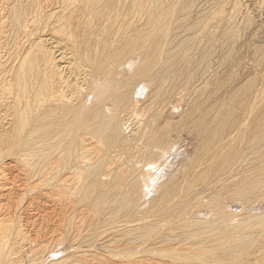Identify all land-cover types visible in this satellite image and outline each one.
I'll list each match as a JSON object with an SVG mask.
<instances>
[{"label": "rangeland", "instance_id": "rangeland-1", "mask_svg": "<svg viewBox=\"0 0 264 264\" xmlns=\"http://www.w3.org/2000/svg\"><path fill=\"white\" fill-rule=\"evenodd\" d=\"M87 1L89 0H0V264H73L75 261L83 264H126L129 260L139 261L140 259L144 260L143 264L159 263V261L162 262L159 264H187L188 260L184 258L187 254L194 251L199 256V253H202L201 250V252L194 250L199 242H204L205 240V244H210L217 236L219 238L223 236V229L225 230L226 227L232 225L236 226L238 223L237 226L241 229L239 230L241 231L240 235L245 233L251 235L252 233L251 237L253 238H249L246 251L242 249L243 251L230 259L228 263L261 264L264 262V227L263 230H260V227L257 225L256 227L258 228L255 227L257 222H254L259 218L257 220L259 223L260 215H264V193L260 197H253L249 201L234 196L235 190L240 189L241 186L247 183V180H251L257 175V172H254V160L259 157L257 154L258 148L251 144V140L259 133L257 118L260 114L256 115L247 112L245 109L238 107L237 103L239 102L236 103L229 99L231 94L236 90L238 83H240L239 86H242L245 83L247 84L246 81L249 82V79L252 81L256 79L264 84V40H262V38L264 39V0H226L227 4L225 5L221 0H216L217 3L213 2V0L211 3V0H205L209 4L207 8L203 6L205 5L206 7V3H203L204 0H200L201 2L197 3L194 13V16H196H193L192 20H199L201 18L199 21L201 22L202 20V24L194 20L198 24L196 28L199 26L200 32L199 28H195L192 31L194 35L190 34L187 37L184 34V36L189 38L190 41L193 36V38L197 37L196 39L198 40L199 36L200 43H202V36L208 32L204 30H208L211 24L209 19L212 14H209V9L212 6L219 8L223 4L224 7L222 6L221 9L216 10L212 7L211 11L218 12L219 16L222 15L223 17L224 15L225 18L227 17V19L234 21L235 26H238V31H234L236 34L235 41L231 43L217 41L216 46L213 47L214 49L212 48L214 51H211L206 62H199L198 58L194 59L191 57L190 55H194L190 54L193 51H189V54L187 52L188 55L186 57L189 58L190 56L191 59L193 58L196 61L194 63L195 71L201 75L198 77L199 80L196 79L195 84H191L190 87L189 85L186 86V84L183 85L186 77L188 78V73L184 74L181 71L180 82L182 83H179L180 86L179 84L173 85L163 82L160 86L161 92L156 98H152L151 95L153 90L151 80L155 77L156 71L162 64L156 62V60H154V63L152 60L149 66H143L140 73L142 76L137 77V81L132 88L130 95L132 102L130 100L129 104L125 106L126 103L120 104L122 101H118V97L115 96L113 101L115 100L116 102L114 104L115 106L117 105L116 108L112 101L108 104L111 103L110 105L114 108L110 107V105H108L110 108L107 106L110 110L112 108V110L117 112L115 114L117 116H115V119L117 120L114 122V126L116 128L120 126L122 130L125 129L123 133L125 136L130 137L129 140L134 139L132 141L133 144L131 143V150L123 149L120 142L118 141L117 143V140L115 141L111 137H107L108 140L105 139L104 145L102 142L100 144L98 139L97 141L94 136L90 137L91 134L86 133L85 129H88L87 127L91 123L84 122L83 125L84 127L86 125V127L81 126L83 130L80 131L83 134H79L80 136L78 137L82 141L86 138L87 141L84 139V142H86L83 145L84 148L79 145L80 142H77L80 149L77 147L76 157L85 150L84 152L88 156L89 163L98 164V168L95 165L97 172H95L93 178L89 181L85 177L86 174L80 177L73 172L77 168L76 165H78V161H75L76 159H69V161L68 159L64 160L61 158L63 160L58 161L57 157H60V154L50 152L48 147L45 146L44 141L41 140L40 142L38 137H33V135L29 134V132L32 133L31 131L36 128L40 130L42 127H45L42 129H46L50 126L49 123L51 125L56 123L55 121L59 120L58 116L62 113L59 112L61 111L60 108H56V106H46L52 95L55 94L56 98L54 99H57V90L49 87V85L55 82V85L60 86L58 82L62 77L67 81L69 79L70 82L68 84L70 85L68 87L70 89L67 90L66 88L64 92V95L68 96L71 92V83L76 82L75 85L77 84L76 86L78 87H76V98L84 103L81 105H86V107L89 105L87 108L91 107L96 103H94V98H92L93 86L91 84V90H88L89 84L87 85V83L91 79V74L95 73V71L88 68L84 63H79L78 65L81 67V70H76L73 63L79 59H83V56H88L87 60L85 59L86 61H88V58L94 59L99 66L101 61H105L106 58L110 57L109 61H116V58L123 59L126 56L125 58L130 60L132 64L127 68L121 66L117 70L116 74L120 72V75L118 76L117 74L116 76L118 77L114 80L115 82L113 81L117 85L122 80V75L124 77V75H134V72H138V65L141 62L139 60L141 58L140 53L142 51L140 52V49H138L139 46L138 44L136 45V41L133 39L134 36L137 33L149 34L148 30L153 33L155 28L150 22H145V20L149 21L146 19L147 17L143 19L146 16L144 5L142 8L140 7L142 11L138 7L140 13L135 8L132 13L129 12L127 14L122 12L120 15V11L116 12V10L114 14V8L111 6L117 0H90L91 2L89 1L88 3ZM122 1L125 2V0ZM132 1L134 2V0H126V4L133 3ZM184 1L175 0L174 2V0H168L169 8L166 10L170 14L168 25L172 19L175 23L176 15L180 14L179 7L184 5ZM179 2H182V5ZM219 2L221 4L215 5V3L218 4ZM86 3L88 6L93 7L89 10L85 9ZM176 3L177 7L174 9L173 7ZM109 5L111 8H108L110 7ZM145 6L147 5L145 4ZM177 8H179V11L176 10ZM198 8L199 10L197 11ZM204 9L207 12H204ZM221 10L226 14L224 12L220 14ZM211 11L210 13L213 12ZM202 12L203 15L201 16ZM171 13L175 17H172ZM197 13L200 15L197 16ZM207 13L210 18L207 16ZM135 14L136 16L132 17ZM139 15L142 19L140 17V19H136ZM142 15L144 16L142 17ZM131 18L135 19L131 20ZM206 18L210 23L207 22ZM132 21H134V25L131 24ZM204 22L208 24L205 26ZM141 23H145L144 27L148 26L146 27L148 30L145 29L142 32L144 27ZM147 23L150 24L147 25ZM174 23L170 24L172 27L168 26V31L170 30L172 35L173 33H179L178 29V31L175 30L177 25ZM108 26H112V31ZM128 27L130 29L129 34L126 31ZM137 27H139L138 32H135ZM203 27L205 29L202 31L201 28ZM151 28L154 29L152 30ZM129 29L127 30L129 31ZM172 29H174V32ZM195 30H198L197 33ZM124 33L126 34L124 35ZM216 33L217 35L222 34L220 31ZM127 34L131 35L128 36ZM184 36L181 37L185 39ZM132 39L135 43H132ZM205 39L206 35L203 39V45H206L204 44ZM197 40L194 44H192L193 41L191 42L194 48L195 45L197 48L201 46V44L198 45ZM126 46L129 47L127 48ZM121 47L122 49H128L125 54L123 53L124 56L121 55ZM76 50H79V52ZM114 51L117 55H115ZM86 52H91L90 56ZM102 52H106L108 54H106L107 57H104L105 54ZM225 53L230 56L224 60L223 54ZM69 63H72L73 66H70ZM38 65H41V71L39 72ZM70 67H72V71ZM122 71H125L126 74H122ZM83 73L89 76H84ZM245 74L249 75L246 76ZM22 76L28 79L25 78L28 83V91L26 89V93H22L23 91L20 88L21 80H23ZM36 76L39 82L35 79ZM84 77L86 79H83ZM30 78L31 80H29ZM43 80L44 84H47L49 89H51L47 88L49 91H47V97L45 96L49 99L46 100L48 102L43 104V107H41L42 102H40L39 107L35 94L39 95L37 98L42 97L41 90L39 89L43 85ZM39 84L40 86L37 89L36 87ZM117 86L120 87V84ZM239 86L238 90L240 89ZM147 87L148 89H146ZM232 88H235V90ZM78 90L81 91L79 92ZM53 91L56 92L54 93ZM247 95L248 93H245L242 98L247 99ZM22 98L26 99V101H21ZM218 98L219 101H217ZM152 99L154 100L152 101ZM223 100H226L227 104L230 101V106L239 108L240 113L243 112L234 121V126L229 131L225 140V142L232 143V146L219 151H215L218 146H214L209 150L205 149L204 152H201L204 140L192 128L199 120L204 118L208 120L212 115L211 105ZM255 100L264 104V96L256 94ZM35 103L38 108L33 106ZM77 103L79 102L74 103V106ZM26 105L28 108H26ZM120 105H122V109H120ZM240 105L244 107L243 104ZM46 108L51 111L49 110L48 112ZM26 111L29 113V116H27L28 114H24V112L27 113ZM35 111L38 113L36 114ZM46 112L47 114L49 113L48 115L53 114V116H50L49 121L53 117L52 121L54 123L52 121L47 122L46 117L48 115H46L44 116L46 124L41 125L42 121H45L42 116ZM153 114L157 115L153 116ZM206 115L208 117H205ZM23 117L26 118V122H30V124L28 122V127L24 126V123L22 128L19 126L22 124V120L24 121ZM18 121L21 123L19 124ZM36 124L38 125L35 126ZM166 125L170 126L168 128L171 131L169 135L171 143L168 145V149L164 150L166 151L165 153L161 150L158 152L164 154L161 158L157 157V155L152 157L150 145L145 141L139 140L138 136L141 137L142 133L146 132L147 134H152L158 128L167 130ZM161 126L164 127L160 128ZM29 129L30 131H28ZM149 129L151 132H149ZM134 133L136 136H132ZM6 135H8L7 140L5 138ZM159 136L160 133L157 137ZM78 137L76 140L78 141L79 139L81 141ZM32 138H34V141H32ZM36 138L37 140L35 141ZM107 141L112 142L108 143ZM25 146H28L30 149L28 150L27 148L26 151ZM33 147L46 150L48 152L46 159H41L39 156H35V154H30V150L34 149ZM147 152L150 155H147ZM226 159L227 163H224L223 160L225 161ZM72 161L77 164L75 165ZM150 165L153 167H148ZM205 170L207 173H204ZM51 175L52 177L56 175V177L53 178L54 180L51 179L53 182L50 181L49 183ZM123 175L125 176L122 178ZM111 176L118 180L120 179L119 182L121 181L123 184L122 188L121 182L118 184L115 181L116 179ZM133 177L142 182L143 185L140 186V190H136L131 184H127L129 180L128 183H131L135 179ZM68 180L70 182H67ZM170 180L172 182L168 184ZM91 181L96 182V184L91 192L81 201L75 190L80 191L82 187H85ZM41 182L47 185L43 186ZM102 182L107 186L103 185L102 187ZM113 182L117 186H114ZM108 183L111 185L109 186ZM191 183L193 186L190 185ZM48 184L52 185L49 186ZM66 185H68V188H75L73 194L66 189ZM47 186L48 190H46ZM35 187L39 189H35ZM103 188L105 189L104 193H102ZM147 190L149 191L147 192ZM106 192L109 193L106 194ZM112 194H115V197ZM99 196L101 197L100 199ZM116 196L119 199L118 197L116 199ZM218 210L220 214H217ZM254 216L259 217L253 220L252 217ZM191 218L195 221H198L196 219L203 220L205 218L203 224L211 223L214 228L212 231L211 229L209 231V228L205 230V228L200 226L187 227V221L188 219L191 220ZM249 219L251 220L250 222ZM213 221L218 223L215 224ZM245 221L250 225H247ZM243 223L247 226H244ZM146 225L152 234V238H150L152 240H149V242L148 240L142 241L138 238L143 233L140 227ZM215 234L217 236L213 238ZM159 238H165L167 241L165 243L158 242ZM181 252L183 254L186 252L185 256L181 254L180 256L179 253ZM177 253L179 256L175 257ZM213 263L219 264L220 262L216 261L204 264Z\"/></svg>", "mask_w": 264, "mask_h": 264}, {"label": "bare ground", "instance_id": "bare-ground-1", "mask_svg": "<svg viewBox=\"0 0 264 264\" xmlns=\"http://www.w3.org/2000/svg\"><path fill=\"white\" fill-rule=\"evenodd\" d=\"M90 1V0H89ZM89 1H87V3L89 2ZM92 1V0H91ZM90 1V2H91ZM95 1V0H94ZM102 1V0H101ZM109 1V0H108ZM136 1V2H135ZM171 1V0H170ZM176 1H179V0H176ZM181 1V0H180ZM201 1H203V0H201ZM200 0H185L184 1V5L183 6H181L182 5V2H179V4H181L180 6L181 7H179L180 8V11L178 10L179 8H177L176 10H178L179 11V15H176L177 16V18H175V23H174V21H173V19L169 22V25H168V19L170 18V14L166 11V10H168V8H169V6H168V0H144V1H141L140 2V0H134V2L133 3H129V4H126V0H125V2H123L122 0H117V1H114L113 2V4H111V6H113V8H114V14H115V10H116V12H118V11H120V15H121V13L122 12H125V13H127V14H129V12L130 13H132V11H134L135 10V8L136 9H138V7L140 8H142L143 7V5H144V7L146 8V16L145 17H143L144 15H142V17H143V19H145L146 17V19H148L149 21H146L145 20V22H150L151 23V25H153V27L155 28H151L152 30L154 29L155 31L153 32V33H151V32H149L150 30H148L146 27H148V26H146V27H144V24L143 23H141V24H143V27H144V29L142 30V32L145 30V29H147L148 30V33L149 34H147L146 32V34H142V33H137V35H135L134 36V41H136V45L138 44V46H139V48L138 49H140V59L139 60H141V62H139V67H138V72H134V75H124V77H123V75H122V78H121V76H120V78L122 79H120L121 81V83H122V85H121V83L120 82H118V84H120V87H118L117 85H115L116 83H114L115 81V79L120 75L119 73H117L118 74V76H116L117 74H116V72H117V70H119L120 68H121V66H125L126 68L129 66V65H131L132 63H131V61L130 60H128L127 58H123V59H121V58H116V61L115 60H111V61H113V62H111V61H109V58L107 59L106 58V60L105 61H101V64L98 66L97 65V63L94 61V59L92 60L91 58V60L88 58V61H86L87 60V57H85V56H83V59H79V60H77V61H75V63H73V65H74V68L76 69V70H81V67L78 65L79 63H84L85 65H87V67L88 68H91L93 71H95V73H93V74H91V79L93 78V80H89V82L87 83V85L89 86L88 88V90H91V84H92V92H93V97L92 98H94V103H96V104H93L91 107H89V108H87L86 107V105H81V104H84V103H82L80 100H78L77 98H76V96L75 95H77L76 94V85H75V83H71L72 85H71V92H70V94L67 96H65L64 95V92L66 91V88H67V90H69L70 89V87H68V85H70V84H68L70 81H69V79H68V81L67 80H65V78L63 79V77L61 78V80L58 82V85H60V86H57V84L55 85L54 83H51V85H49V87H51V88H55L56 90H57V99H54V98H56V96H54V95H52V97L50 98V100L48 99V98H46L47 96H46V94H48V92L47 91H49L50 89H49V87H48V85L47 84H44V80H43V85L42 86H40V84H41V81H40V84L39 85H37V89H38V86H40V88L41 89H39V90H41V93H42V97L41 98H37L38 96H37V93L35 94V97H36V102H38V106H39V103L40 102H42V106L41 107H43V104H45V103H47L48 101H46V100H49V103L48 104H46V106L47 105H49L50 107H54V106H56V108H60V110L61 111H59V110H55V111H59V112H62L61 113V115H59L58 116V118H59V120L58 121H55L56 123H54L52 120H53V117H52V123H54V124H52L51 125V123H49L50 124V126L48 127V128H46V129H42V128H45V127H39V128H41L40 130L38 129V128H36V129H38V130H33V131H31L32 133H30L29 132V134H31V135H33V137H38V139H40L39 141L41 142V140L42 141H44V144H45V146H47L48 147V149H49V151L50 152H54V153H57V154H60V157H57V156H59V155H57L56 157L58 158V161H62L63 159L64 160H66V159H71V160H73V159H76L75 161H78L77 163H78V165H76L77 163L76 162H73L75 165H76V169H74V171L73 172H75L76 173V175H78V176H80V177H82L84 174H86L85 175V177H86V179H87V181H89L91 178H93V175L95 174V172H97L96 170V166H97V168H98V164L96 165V163H95V165L94 164H91V163H89V160L87 159L88 158V156L85 154V150L84 151H82V154H78L79 156L78 157H76V155H77V147L80 149V147H79V145H81V147L82 148H84L83 147V145H85V143L86 142H84V139L86 140V138H84L83 139V141H82V139L80 138V137H78V136H80V135H82L83 134V132H81L82 130H83V128L81 127L82 125H83V123L84 122H89V124L91 123V127L90 126H88V124H87V128L88 129H85L87 132L86 133H89V135H90V137L91 136H94L95 138H96V140L98 139L99 140V143L101 144V142H102V144H103V142L105 143L106 141H105V139H107V137L109 138V137H111L112 139H115V141L118 143V141L120 142V145L123 147V149H130L131 147H132V141L134 140V139H132V140H129L130 139V137H127V136H125V134L123 133V131L125 130L124 128V130H122V127H120V126H118L117 124H115V125H117L118 127L116 128L115 126H114V122L117 120V119H115L117 116L115 115V114H117V112L116 111H114V110H112V108H114L112 105H110V104H108L110 101H112L113 102V105L116 103L115 102V100L113 101V99H115L114 97L115 96H117L118 97V101H122V102H120V104L121 103H126L125 104V106H127V104H129V101L130 102H132V99H130V95H131V93H132V88H133V86H134V84H135V82L137 81V77H139V76H142V75H140V73H141V70L143 69V66L144 65H146V66H149L150 65V63H151V61L153 60V62H154V60H156V62H158V63H161L162 65L159 67V69L156 71V74H155V77L151 80V87L153 88V90H152V93H151V95H152V98H156V97H158L159 96V94H160V92H161V85L163 84V82H167V83H171V84H176V85H178L179 83H182V82H180V73H181V71L182 72H184V74H186V73H188V78L186 77V81L184 82V84L183 85H185L186 84V86H188L189 85V87H190V85L191 84H195L194 82H195V80L196 79H198L199 80V78L198 77H200L201 75H199L196 71H195V62L196 61H194L193 60V58L195 59V58H198L199 59V62H206L207 61V59H208V57H209V55H210V53H211V51L214 49L213 47L214 46H216V42L218 41H222V43H231V42H234L235 41V39H236V34L234 33V31H238V26H235V23H233L234 21H232L231 19H227V17L225 18L224 17V15H223V17H222V15H220L219 16V13L217 12H214L213 10V12L211 11V9H212V7H214V6H212L211 7V9H209L212 13H210V11H209V14H212V16L210 15V17H209V15H208V13H207V16L211 19H209V21H211V24H210V26H209V29L208 30H204L205 28L203 27V28H201V30L203 31H208L206 34H204L203 36H202V43H203V39L205 38V35H206V39H207V41H206V39H205V43L204 44H206V45H203L202 43H200V38H199V36H198V40L196 39V38H193V40L194 39H196L197 40V42H198V45L199 44H201V48L199 47V48H197L196 47V45H195V48L193 47L194 45H192V44H194V42L196 41V40H192V38H191V41H190V39L189 38H187L188 37V35H192L193 34V32L192 31H194V29L197 27V21H199V20H192L193 19V16H194V13H195V9L197 8L196 7V5H197V3L198 2H201ZM221 1H223L222 3L225 5V4H227L226 3V0H221ZM174 2H175V0H174ZM212 2V0L210 1V3ZM213 2H216V0H213ZM86 3V8L85 9H90V8H92V7H90V6H88V4ZM110 3V2H109ZM109 3H107V4H109ZM147 5V6H145V4ZM203 3L205 4L206 3V7H205V5H203L204 6V8H207V5L209 6V4H207V2H205V0L203 1ZM209 3V2H208ZM217 3V2H216ZM215 3V5H219V4H221V2H219L218 4H216ZM94 4V3H93ZM213 4V3H212ZM223 4L222 5H220L219 6V8L221 9V7L223 6ZM95 5H97V4H95ZM177 5V3L175 4V6L173 7L174 9H175V7H177L176 6ZM214 5V4H213ZM98 6H99V3H98ZM110 6V5H109ZM111 6L110 7H108V8H111ZM200 6H202V5H200ZM101 7V6H100ZM103 7H104V5H103ZM218 7V6H217ZM224 7V6H223ZM233 7H234V5H233ZM107 8V9H108ZM140 8V9H141ZM199 8H201V9H203L202 7H199ZM199 8L197 9V11L199 10ZM216 10H219V8H216V7H214ZM213 8V9H214ZM226 8V7H225ZM84 9V10H85ZM95 9V8H94ZM96 9H97V7H96ZM104 9V8H103ZM171 9H172V7H171ZM224 9V8H223ZM87 10V11H88ZM104 10H106V9H104ZM110 10V9H109ZM139 10V9H138ZM137 10V11H138ZM164 10V11H163ZM175 10V11H176ZM206 9H204L203 11L204 12H207V11H205ZM91 11H93V10H91ZM100 11V10H99ZM108 11V10H107ZM141 11H142V9H141ZM145 11V10H144ZM222 12H220V14L221 13H223L224 11L223 10H221ZM136 12V11H135ZM139 13H140V10L138 11ZM95 13H97V12H95ZM100 13V12H99ZM98 13V14H99ZM103 13V12H102ZM111 13V12H110ZM137 13V12H136ZM199 13V12H198ZM197 13V16H199L200 14H198ZM201 13V12H200ZM124 14V13H123ZM127 14H126V16H127ZM175 14V13H174ZM206 14V13H205ZM204 14V16L206 17V15ZM215 14H217V15H215ZM224 14H226L225 12H224ZM100 15L102 16V14L100 13ZM112 15V14H111ZM117 15V14H116ZM131 15V14H130ZM129 15V16H130ZM171 15H173L172 13H171ZM203 15V12H202V14H201V16ZM98 16V15H97ZM96 16V17H97ZM100 16V17H101ZM123 16V15H122ZM134 16H136V14L135 15H133L132 17H134ZM196 16V15H195ZM194 16V17H195ZM203 16V17H204ZM218 16V17H217ZM99 17V16H98ZM116 17V16H115ZM120 17V16H119ZM141 18V16L139 15L136 19H140ZM172 17H175L174 15L172 16ZM109 18H110V16L108 17V21H109ZM122 18V17H121ZM125 18V17H124ZM98 19V18H97ZM132 19H135V18H131V20ZM142 19V18H141ZM111 20H112V18H111ZM110 20V21H111ZM127 20V19H126ZM128 20H129V17H128ZM130 20V21H131ZM205 20V19H204ZM206 20H207V22L208 23H210L209 21H208V19L206 18ZM205 20V21H206ZM104 21V20H103ZM195 23H194V22ZM117 22H118V20H117ZM134 21H132V23L131 24H133L134 25V23H133ZM143 22V21H142ZM200 22V21H199ZM205 23V26H206V24H208V23ZM105 23V22H104ZM124 23V22H123ZM127 23V22H126ZM130 23V22H129ZM149 23V24H150ZM171 23H174V24H176L177 26V28H175V30L176 31H178L179 30V33H173L174 32V29H172L173 30V35L171 34V32H170V30L168 31V26L169 27H172V26H170V24ZM114 24H117V23H114ZM125 24V23H124ZM130 24V25H131ZM138 24V23H137ZM148 23H147V25H149ZM174 24H172L173 26H175ZM200 24H202V20H201V22H200ZM106 25V24H105ZM111 25H113V24H111ZM128 25V24H127ZM129 25V26H130ZM139 25V24H138ZM138 25H135V26H138ZM103 26H104V24H103ZM102 26V27H103ZM132 26V25H131ZM140 26H142V25H140ZM139 26V27H140ZM203 26V25H202ZM201 26V27H202ZM139 27H137V30L135 31V32H138V29H139ZM149 27H151V26H149ZM258 27V26H257ZM264 27V26H263ZM105 28V27H104ZM108 28H110V30L112 31V26L111 27H109L108 26ZM132 28V27H131ZM133 28H135L134 26H133ZM132 28V29H133ZM141 29H142V27H140ZM198 28H199V26H198ZM198 28H196V29H198ZM102 29V28H101ZM122 29H123V27H122ZM121 29V30H122ZM125 29V28H124ZM127 29H129V27L127 28ZM126 29V31H127V33L129 34V32H130V29H129V31ZM131 29V30H132ZM140 29V30H141ZM171 29V28H170ZM178 29V30H177ZM207 29V28H206ZM258 29V28H257ZM115 30V29H114ZM134 30V29H133ZM139 30V32H141ZM256 30V29H255ZM263 30H264V28H263ZM125 31V32H126ZM165 31H166V33H165ZM196 31V33H197V31L198 30H195ZM217 31H220V32H222V34H220V35H217ZM249 31V30H248ZM251 31V30H250ZM259 31V30H258ZM257 31V32H258ZM262 31V30H261ZM115 32V31H114ZM120 32V31H119ZM134 32V33H135ZM188 32H192V33H188ZM199 32H200V28H199ZM198 32V33H199ZM251 32H253V31H251ZM254 32H256V31H254ZM132 33V32H131ZM162 33H163V35H162ZM187 33V34H186ZM195 33V32H194ZM195 33V34H196ZM113 34V33H112ZM117 34H119L118 32H117ZM126 33H124V35H125ZM127 34V35H128ZM184 34L185 35H187V37H185L184 36ZM123 35V36H124ZM131 35V34H130ZM130 35H128V36H130ZM194 35V34H193ZM122 36V35H121ZM128 36H126V37H128ZM181 36H184L185 37V39L184 38H182ZM262 36V35H261ZM110 38V37H109ZM123 39V38H122ZM133 39H132V43H135V42H133ZM262 40H264L263 38H262ZM123 41V40H122ZM193 41V43L191 44V42ZM121 42V41H120ZM119 42V43H120ZM129 42V44H130V40L128 41ZM127 42V43H128ZM178 42V43H177ZM207 42V43H206ZM263 42V41H262ZM126 44V43H125ZM196 44V43H195ZM107 45V44H106ZM127 45V44H126ZM197 45V46H198ZM120 46V45H119ZM123 46V45H122ZM130 46V45H129ZM129 46H126L127 48L129 47ZM106 48V47H105ZM104 48V49H105ZM119 48V47H118ZM125 48V47H124ZM127 48H125V49H122V47H121V55H123V53L125 54L127 51L126 50H128ZM134 48H135V45H134ZM213 48V49H212ZM80 49V48H79ZM82 49V48H81ZM112 50H113V48H112ZM117 50V49H116ZM115 50V51H116ZM76 51H78L79 52V50H76ZM106 51V50H105ZM114 51V52H115ZM189 51H195V53H190V54H194V55H190L191 57H193L192 59H191V57L189 56V58H187L186 57V55H188L189 54ZM214 51V50H213ZM81 52V51H80ZM104 52V51H103ZM102 52V53H103ZM106 52H108V51H106ZM103 53V54H105L104 55V57L106 56V54L107 53ZM113 52V53H114ZM117 52V51H116ZM115 52V53H116ZM187 52H188V54H187ZM87 53V52H86ZM91 53V52H90ZM90 53H87V54H89V56H90ZM111 53H112V51H111ZM137 53V52H136ZM120 54V53H119ZM196 54V55H195ZM77 55H78V53H77ZM81 55V54H80ZM84 55H85V53H84ZM108 55V54H107ZM109 55H110V53H109ZM112 55V54H111ZM115 55H117V53L115 54ZM113 56H114V54H113ZM124 56V55H123ZM128 56V55H127ZM223 58H224V60L225 59H228V57L230 56V55H228L227 53H225V54H223ZM81 57V56H80ZM107 57V56H106ZM118 57H120L119 55H118ZM222 58V57H221ZM86 59V60H85ZM133 61V60H132ZM135 61V60H134ZM135 63V62H134ZM134 63H133V65H134ZM155 63V62H154ZM197 63H198V61H197ZM70 64V66H73L72 65V63H69ZM67 67V66H66ZM69 67V66H68ZM71 68L72 67H70V70H71ZM73 68V69H74ZM61 69H62V67H61ZM60 69V70H61ZM65 69V68H64ZM67 69H69V68H67ZM25 71V70H24ZM39 71H41V65H38V72ZM72 71V70H71ZM70 71V72H71ZM84 72H85V70H83ZM135 71H137L136 69H135ZM243 71V70H242ZM65 72V71H64ZM75 72V71H74ZM78 73H79V71H77ZM133 72V71H132ZM36 73H37V71H36ZM42 73V72H41ZM51 73V72H50ZM66 73H68V72H66ZM65 73V74H66ZM125 73V71H122V74H124ZM136 73V74H135ZM53 74V73H52ZM75 74H76V72H75ZM81 74V73H80ZM126 74V73H125ZM133 74V73H132ZM36 75H40V74H36ZM50 75V74H49ZM83 75L84 76H89L88 74H84L83 73ZM246 75V74H245ZM247 75H249V74H247ZM246 75V76H247ZM42 76V75H41ZM68 76H70V75H68ZM79 77V76H78ZM26 77H24V76H22V79L23 80H21V84H20V88L22 89V93H26V89L28 88L27 87V85H28V83H27V81H26V79H25ZM39 78V77H38ZM42 78V77H41ZM40 78V79H41ZM35 79H37V76H36V78ZM80 79V78H79ZM83 79H86V77H84ZM245 79V78H244ZM28 80V79H27ZM29 80H31V78L29 79ZM80 80H82V79H80ZM37 81H38V79H37ZM36 80H35V82H37ZM52 81V80H51ZM77 81V80H76ZM83 81V80H82ZM85 81V80H84ZM114 81V82H113ZM118 81V80H117ZM240 81H242V80H240ZM39 82V81H38ZM247 82V84L245 83V84H243L242 86H243V88L241 89V87L242 86H239V84L240 83H238V86L240 87V89L238 90L237 88H238V86L236 87V90H235V88L233 89V90H235L232 94H231V97H229V99H230V101L232 100L233 102H239L240 104H243L244 105V107L243 106H241L239 103H237V105H238V107L239 108H242V109H245V111H247V112H251L252 114H260L259 115V117L257 118V125H258V128H259V133L256 135V136H254V138L251 140V144H253L254 146H256L257 148H258V150H257V154L259 155V157L257 158V159H255L254 160V172H257V175L256 176H254V178L253 179H251V180H247V183L244 185V186H241V188L240 189H238V190H235V194H234V196H236V197H238V198H242V199H245V200H247V201H249L250 199H252L253 197H257V196H261L263 193H264V104L262 103V102H257L255 99H256V94H258V95H260V96H264V84L263 83H261L260 81H258V80H256V79H254L253 81L252 80H250L249 79V82L248 81H246ZM49 83V84H50ZM79 83V82H78ZM100 83V84H99ZM162 83V84H161ZM199 84V83H198ZM202 84V83H201ZM242 84V83H241ZM258 84H259V86H258ZM36 85V84H35ZM54 86V87H53ZM79 86V85H78ZM179 86H180V84H179ZM30 87V86H29ZM185 87V86H184ZM49 90H48V89ZM78 88V87H77ZM79 88H81V87H79ZM87 88V87H86ZM135 88V87H134ZM31 89V88H30ZM29 89V90H30ZM34 89V88H33ZM42 89H44V90H42ZM146 89H148V87L146 88ZM36 90V89H35ZM233 90H231V91H233ZM27 91H28V89H27ZM34 91V90H33ZM79 91V90H78ZM81 91V90H80ZM79 91V92H80ZM83 91V90H82ZM38 92V91H37ZM51 92V91H50ZM54 92V91H53ZM54 92V93H55ZM58 92H59V94H58ZM68 92V91H67ZM91 92V93H92ZM40 93V92H39ZM116 93V95H114ZM245 93H248V95H247V99H243L242 97H243V95L245 94ZM79 94V93H78ZM89 94V93H88ZM92 95V94H91ZM228 95V94H227ZM46 96V97H45ZM88 96V95H87ZM219 96V95H218ZM221 96H222V94H221ZM60 97H63V98H60ZM90 97V96H89ZM228 97V96H227ZM82 98V97H81ZM220 98H222V97H220ZM79 99H80V96H79ZM88 99H90V98H88ZM217 99V98H216ZM24 99L22 98L21 99V101H23ZM82 100V99H81ZM84 100H86V99H84ZM154 99H152V101H153ZM215 100V99H214ZM222 100V99H221ZM24 101H26V99L24 100ZM217 101H219V98H218V100ZM230 101L228 102V104H227V102H226V100H223V101H221V102H216V103H213L212 105H211V109H212V112H211V116L209 117V119L207 120V118H204V119H201V120H199L198 122H196L195 124H194V126H193V130L195 131H197V133H198V135L200 136V137H202L203 138V140H204V145H203V148H201V152H204L205 151V149H210L211 147H214V146H218L216 149H215V151H219V150H221V149H224V148H229V147H231L232 146V143H228V142H225V140H226V137H227V135L229 134V131L231 130V128L234 126V121L235 120H237V117L238 116H240L242 113H240L239 112V108H236V107H234V106H230L229 105V103H230ZM28 102V101H27ZM27 102H26V104H27ZM33 102H35V101H33ZM76 102H79V103H77V105L76 106H74L75 104L74 103H76ZM93 102V101H92ZM23 103V102H22ZM29 103V102H28ZM153 103V102H152ZM133 104V103H132ZM151 104V103H150ZM149 104V105H150ZM31 105V104H30ZM108 105H110V107H112L111 108V110L109 109L110 107L108 106ZM124 105V104H123ZM209 105V104H208ZM24 106V105H23ZM29 106V105H28ZM33 106H36V103H35V105L33 104ZM38 106H36L37 108H38ZM109 108H108V107ZM115 106V105H114ZM117 106V105H116ZM116 106H115V108H116ZM121 106V108L120 109H122V105H120ZM236 106V105H235ZM32 107V106H31ZM40 107V106H39ZM26 108H28L27 107V105H26ZM30 108V107H29ZM126 108V107H125ZM47 109V108H46ZM52 109V108H51ZM130 109V108H129ZM40 110V109H39ZM48 110V109H47ZM50 110V109H49ZM49 110H48V112H49ZM53 110V109H52ZM118 110V109H117ZM27 111H28V109H27ZM26 111V112H27ZM41 112H42V110H40ZM51 111V110H50ZM123 111H124V109H123ZM127 111H128V107H127ZM30 112H31V110H30ZM53 112V111H52ZM51 112V113H52ZM23 113V112H22ZM35 113L37 114L38 112L37 111H35ZM44 113V112H43ZM210 113V112H209ZM209 113H208V115H209ZM24 114L25 115H27V116H29V113L27 112V113H25L24 112ZM39 114H41V113H39ZM49 114V113H48ZM47 114V112L42 116L43 117V119L45 118L44 116H46V115H48ZM56 114V113H55ZM60 114V113H59ZM120 114H121V111H120ZM22 115V114H21ZM31 115V114H30ZM52 116H53V114H51ZM51 115H48L47 117H46V120H47V122L50 120V116ZM155 115H157V114H155ZM154 114H153V116H155ZM38 116V115H37ZM36 116V117H37ZM55 116V115H54ZM116 116V117H115ZM123 116V115H122ZM121 116V117H122ZM34 117H35V114H34ZM55 117H57V116H55ZM54 117V118H55ZM157 117V116H156ZM205 117H208L207 115L205 116ZM24 118V121L22 120V124H20L21 122H19V126L22 128V125H23V123H24V126H26V127H28L27 125H29L30 124V122H29V124H28V122H26V118L25 117H23ZM29 118V117H28ZM57 119V118H56ZM119 119V118H118ZM154 119V118H153ZM158 119V118H157ZM19 120V119H18ZM31 121H32V119H30ZM37 120V119H36ZM45 120V119H44ZM46 120L45 121H40L42 124L41 125H45L46 124ZM88 120V121H87ZM120 120H121V118H120ZM156 120V119H155ZM39 121H37L38 123H39ZM51 121H49V122H51ZM152 121V120H151ZM45 122V123H44ZM121 122H123V121H121ZM156 122V121H155ZM150 123V122H149ZM148 123V124H149ZM35 124V123H34ZM49 124H47V125H49ZM119 124H120V122H119ZM150 124H152V123H150ZM38 124H36L35 126H37ZM40 125V124H39ZM121 125V124H120ZM123 125V124H122ZM154 125V124H153ZM34 126V125H33ZM116 128H114V127ZM152 126V125H151ZM167 126V128H168V126L169 125H166ZM83 127H84V125H83ZM85 127H86V125H85ZM84 127V128H85ZM155 127V126H154ZM154 127H152V128H154ZM162 127H164V126H161L160 128H162ZM30 128H32V127H30ZM157 128V127H156ZM169 128H170V126H169ZM169 128L166 130H162V129H157L156 131H154V133H152V134H147V132L146 133H142V132H138V133H142V135H141V137L140 136H138V138H139V140H141V141H145L148 145H150V149L152 150L151 151V153H150V151H149V153L151 154V156L152 157H154V156H156L157 155V157H162L164 154L163 153H158L160 150L162 151V152H166V151H164V150H167L168 149V145H170V139H169V135H170V130H169ZM24 129V128H23ZM146 129V128H145ZM32 130V129H31ZM81 130V131H80ZM150 130V129H149ZM28 131H30V129L28 130ZM142 131H144V130H142ZM145 131H147V130H145ZM164 131V132H163ZM85 132V131H84ZM125 132V131H124ZM130 132H131V130H130ZM133 132V131H132ZM149 132H151V130L149 131ZM18 133H20V132H18ZM82 133V134H81ZM86 133H84V134H86ZM159 133H160V136L159 137H157V135H159ZM7 134V133H6ZM24 134V133H23ZM80 134V135H79ZM128 134H129V136H130V133L128 132ZM132 134V133H131ZM14 135H15V133H14ZM28 135V134H27ZM86 135H88V134H86ZM86 135H84V136H86ZM127 135V134H126ZM135 135V133L132 135V136H134ZM156 135V137H154ZM11 136V135H10ZM19 136V135H18ZM25 136H26V134H25ZM78 138H80V140L81 141H79V139H78V141L76 140V138L77 137ZM136 136V135H135ZM28 137H29V135H28ZM27 137V138H28ZM82 138H83V136H81ZM88 137V136H87ZM5 138H6V140H7V138H8V135H6L5 136ZM94 138V139H95ZM134 138H136V137H134ZM137 138V139H138ZM201 138V139H202ZM34 138H32V141H34L33 140ZM136 139V140H137ZM37 140V138L35 139V141ZM97 140V141H98ZM108 140V139H107ZM139 140H137V141H139ZM87 141V140H86ZM25 142H26V140H25ZM46 142V143H45ZM80 142V144L78 145V143ZM108 142V141H107ZM110 142V141H109ZM108 142V143H109ZM112 142V141H111ZM110 142V143H111ZM31 143V142H30ZM29 143V144H30ZM132 143V144H131ZM26 144V143H25ZM35 144V143H34ZM48 144V145H47ZM146 144V146H148ZM26 145H28V144H26ZM39 145V144H38ZM38 145H37V147H38ZM104 145V144H103ZM106 145H107V143H106ZM142 145V144H141ZM30 146H32L31 144H30ZM34 146V145H33ZM26 147V151H27V148H28V150L30 149L28 146H25ZM143 147V146H142ZM34 149H32V150H30V154H35V156H39V158H41V159H46V157L48 156V152L45 150H41V149H38V148H36V147H33ZM134 148V147H133ZM44 149H46V148H44ZM86 149V148H85ZM122 149V148H121ZM122 149V150H123ZM132 149V148H131ZM130 149V150H131ZM149 149V148H148ZM147 150V149H146ZM81 151V150H80ZM148 151V150H147ZM29 152V151H28ZM200 152V153H201ZM53 153V155H55ZM122 153H125V152H122ZM126 153H127V151H126ZM129 153H131V152H129ZM137 153H139V152H137ZM218 153H220V152H218ZM128 154V153H127ZM150 154H148V152H147V155H150ZM51 155V154H50ZM53 155H51V156H53ZM140 155H141V153H140ZM220 155V154H219ZM218 155V156H219ZM62 156V157H61ZM151 156H150V158H151ZM50 157V156H49ZM55 157V156H54ZM53 157V158H54ZM145 157V156H144ZM148 157V156H147ZM215 157V156H214ZM222 157V156H221ZM235 157H236V154H235ZM61 158H63V159H61ZM217 159H218V157H217ZM222 160V159H221ZM70 161V160H69ZM227 161V159L224 161L223 160V162L225 163ZM71 162V163H72ZM222 162V163H223ZM70 163V164H71ZM219 163H220V158H219ZM223 163V164H224ZM227 163V162H226ZM73 164V165H74ZM59 166V165H58ZM151 166L152 165H150V166H148V167H150L151 168ZM153 167V166H152ZM149 168V169H150ZM208 168V167H207ZM43 171V170H42ZM42 171H40L41 173H42ZM253 171V170H252ZM212 172V171H211ZM202 173V172H201ZM204 173H207L206 172V170H205V172ZM253 173V172H252ZM202 176H203V174H201ZM68 176V175H67ZM117 176V175H116ZM125 175H123L122 176V178L124 177ZM51 177H52V175H51ZM50 177V179H49V181L48 180H46V181H48L49 183H50V181H52L51 179H53L54 177H56V175L54 176V177H52L51 178ZM65 177H66V175H65ZM64 177V178H65ZM112 177V176H111ZM119 177V176H118ZM201 177V176H200ZM199 177V178H200ZM69 178V177H68ZM67 178V179H68ZM95 178V177H94ZM112 178H114V179H116L115 177H112ZM119 178H121V177H119ZM125 178H127V177H125ZM124 178V179H125ZM133 178H135V177H133ZM159 178V177H158ZM173 178V177H172ZM171 178V179H172ZM206 178V177H205ZM204 178V179H205ZM55 179H57V178H55ZM109 179H111V178H109ZM203 179V178H202ZM201 179V180H202ZM54 180V179H53ZM95 180V179H94ZM118 179H116L115 181L116 182H118V184L121 182H119V180L117 181ZM131 180H133V179H131ZM173 180V179H172ZM172 180H170V183L168 182V184H171V182H172ZM199 180V179H198ZM112 181V180H111ZM114 181V182H115ZM126 181H128V180H126ZM130 181V180H129ZM128 181V182H129ZM157 181V180H156ZM43 182H45V181H43ZM53 182V181H52ZM67 182H70L69 180L67 181ZM106 182H108V181H106ZM114 182H113V184H114ZM127 182V184H131V186L134 188V189H138V190H140L139 188H140V186H142L143 184H142V182H140L138 179H134L133 181H131V183H128ZM152 182H154V181H152ZM158 182V181H157ZM246 182V181H245ZM42 183V182H41ZM150 183V182H149ZM156 183V182H155ZM165 183V182H164ZM193 183V182H192ZM192 183L190 184V185H192ZM198 183V182H197ZM96 184V182H93V181H91V182H89L85 187H82V189L80 190V191H76L75 190V188H72V187H67L68 185H66V189H68L69 190V192H71L72 194L74 193L73 191L75 190V193H77L78 194V197H79V199L82 201L90 192H91V190H92V188L94 187V185ZM109 184V183H108ZM168 184L167 183H165V185H167L168 186ZM38 185H39V183H38ZM37 185V186H38ZM41 185H43V186H46V185H44L43 183L41 184ZM49 185V184H48ZM52 185V184H51ZM51 185H49V186H51ZM103 185L105 186V184H103V182H102V187H103ZM111 184H109V186H110ZM126 185V184H125ZM157 185V184H156ZM155 185V186H156ZM164 185V184H163ZM101 186V185H100ZM107 186V185H106ZM105 186V187H106ZM114 186H117V185H115L114 184ZM122 186H123V184H122V182H121V188H122ZM146 186V185H145ZM170 186V185H169ZM193 186V185H192ZM101 187V188H102ZM153 187H154V185H153ZM166 187V186H165ZM237 187H239V186H237ZM34 188V187H33ZM32 188V189H33ZM37 187H35V189H36ZM112 188V187H111ZM115 188V187H114ZM146 188V187H145ZM150 188H151V185H150ZM190 188V187H189ZM192 188V187H191ZM37 189H39V188H37ZM147 189H148V187H147ZM46 190H48V186H47V189ZM108 190H110V189H108ZM107 190V191H108ZM31 191V190H30ZM114 191H115V189H114ZM149 190H147V192H148ZM150 191H151V189H150ZM168 191V190H167ZM237 191V192H236ZM35 192H36V190H35ZM37 192H38V190H37ZM105 192V189L103 188V191H102V193H104ZM109 193V192H108ZM107 192H106V194H108ZM116 193H117V191H116ZM166 193V192H165ZM164 193V194H165ZM68 194V193H67ZM76 194V195H77ZM106 194H104L105 196H106ZM163 194V195H164ZM113 195V194H112ZM115 195V194H114ZM113 195V196H114ZM108 197V196H107ZM115 197V196H114ZM117 197L118 196H116V199H117ZM101 197L99 196V199H100ZM78 199V198H77ZM78 199V200H79ZM118 199H119V197H118ZM255 200V199H254ZM70 201V200H69ZM214 201V200H213ZM72 202V201H71ZM123 202H125V201H123ZM140 204V203H139ZM126 205V204H125ZM180 206V205H179ZM183 207V206H182ZM214 207H216V206H214ZM220 207V206H219ZM184 209H185V207H184ZM215 209V208H214ZM222 209V208H221ZM213 210V209H212ZM216 210V209H215ZM219 211V210H218ZM222 211V210H221ZM224 212V211H223ZM220 214V211L219 212H217V214ZM222 214V213H221ZM217 216V215H216ZM226 217H228L227 215H226ZM226 217H225V219H226ZM257 217H259V216H257ZM257 217H252L253 218V220L254 219H256ZM250 218V217H249ZM252 218H250L251 220H252ZM262 218V219H261ZM193 218H191V220L190 219H188V221H187V227H193V226H200V227H202V228H205V230H208V228H209V231H210V229H211V231H212V229L214 228L212 225H211V223L210 224H206V223H204L203 224V222H205V218H203V220L202 219H196V220H198V221H195L194 219L192 220ZM249 219V222L251 221ZM259 219V218H258ZM258 219H256V221H254L256 224H255V227H256V225L258 226V227H260V230H263V227H264V215L263 216H261L260 215V222L258 223ZM246 220V219H245ZM195 221V222H194ZM211 221V220H210ZM216 221H218V220H216ZM220 221V220H219ZM214 222V221H213ZM243 222V221H242ZM247 222H248V219H247ZM246 221H245V223H247ZM215 223V222H214ZM213 223V224H214ZM216 223H218V222H216ZM215 223V224H216ZM238 223V222H237ZM245 223H243L244 224V226H247L249 223H247V225H245ZM239 224V223H238ZM237 224V225H238ZM252 224V223H251ZM228 226V227H226L225 228V230L223 231L222 230V234H223V236L221 237V238H219L216 234L214 235V237L213 238H215V236H217L214 240H213V242H211L210 244H205V240H204V242H199L198 243V246L196 247V249H194L195 251H197V250H199V252H201L202 251V253H199V256H198V254L197 253H194V251H193V253L191 254H187L186 255V257H184V258H187V260H188V262L187 261H185V260H183V261H185V262H187V264H204V263H208V262H220L221 264H226V263H228L229 261H230V259H232V258H234L236 255H238L241 251H243V250H245L246 251V249H247V245H248V243H249V238L252 236V233H251V235L250 234H242V235H240V233H241V231H239V230H241L240 229V227L239 226ZM241 226H242V224H240ZM250 225V224H249ZM210 226H212V227H210ZM220 227V226H219ZM258 227H256V228H258ZM128 228V227H127ZM141 229H142V231H143V233H142V236H139L138 238H139V240H148V242H149V240H152V239H150V238H152L151 236H152V234L150 233V229H149V227H147V225L146 226H141L140 227ZM218 228V227H217ZM242 228V227H241ZM253 228V227H252ZM251 228V229H252ZM128 230H129V228H128ZM148 230H149V232H148ZM199 230H201V229H199ZM254 230V229H253ZM259 230V229H258ZM259 230V231H260ZM255 231V230H254ZM247 232V231H246ZM253 232V231H252ZM256 232V231H255ZM261 232V231H260ZM263 232V231H262ZM259 233V232H258ZM261 234V233H260ZM221 235V234H220ZM213 236V235H212ZM254 236V235H253ZM261 237V236H260ZM211 238V237H210ZM251 238H253V237H251ZM260 239V238H259ZM174 240H176V239H174ZM211 240V239H210ZM156 241H157V238H156ZM164 242L165 243V241H167V239H165V238H159L158 239V242ZM146 243H147V241H145ZM180 242V241H179ZM156 245V244H155ZM159 245V244H158ZM253 245V244H252ZM243 249V250H242ZM193 250V249H192ZM201 250V251H200ZM251 250V249H250ZM184 251V250H183ZM174 252V251H173ZM186 253V252H185ZM185 253L183 254V252H181V253H179V255L181 254V255H183V256H185ZM176 254V253H175ZM175 254H173V255H175ZM245 254V253H244ZM163 255V254H162ZM166 255V254H165ZM178 255V253H177V255H175V257L177 256H179ZM180 255V256H181ZM246 255V254H245ZM164 256V255H163ZM152 257V256H151ZM165 257V256H164ZM174 257V258H175ZM157 259H159V258H157ZM176 259V258H175ZM180 259H182L181 257H180ZM180 259H178V260H180ZM238 259V258H237ZM149 260V259H148ZM161 260V259H160ZM236 260V259H235ZM239 260V259H238ZM143 261L144 260H129V262L128 263H126V264H143ZM182 261V262H183ZM222 261V262H221ZM234 261V260H233ZM77 262V263H76ZM79 261H75L73 264H83V263H78ZM150 262V261H149ZM156 262H158V261H156ZM238 262V261H237ZM147 263H148V261H147ZM159 263H162V262H160L159 261ZM159 263H153V264H159ZM173 263V262H172ZM219 263V264H220ZM231 263V262H230ZM233 263V262H232ZM231 263V264H232ZM260 263V262H259ZM213 264H217V263H213ZM229 264V263H228ZM261 264H264V262H262Z\"/></svg>", "mask_w": 264, "mask_h": 264}]
</instances>
